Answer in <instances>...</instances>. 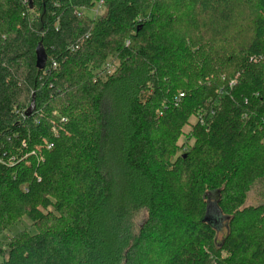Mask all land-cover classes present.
Listing matches in <instances>:
<instances>
[{"label":"trees","instance_id":"1","mask_svg":"<svg viewBox=\"0 0 264 264\" xmlns=\"http://www.w3.org/2000/svg\"><path fill=\"white\" fill-rule=\"evenodd\" d=\"M96 3L0 0V264H264V0Z\"/></svg>","mask_w":264,"mask_h":264},{"label":"rangeland","instance_id":"2","mask_svg":"<svg viewBox=\"0 0 264 264\" xmlns=\"http://www.w3.org/2000/svg\"><path fill=\"white\" fill-rule=\"evenodd\" d=\"M100 12H102V11H100ZM86 14H88L92 18L95 17V13L92 10L87 11ZM107 63H108V65L110 63V66H106ZM101 67L103 70L102 71L103 75H104V73L112 72L114 70V64L110 60L104 61V63L102 64ZM191 121H192V123H195L194 118H192ZM190 130H191L190 126L185 127V132H189ZM183 140L184 139H181L180 144L183 142ZM261 197H262L261 192L258 189L254 188L249 195V199H248L247 203L248 204H256L262 199ZM146 216H147V214H146L145 210L137 212L133 217L135 224L140 225L143 222V220L146 218ZM217 217H219V216L217 215ZM217 221H218V219H216L214 221L215 224L217 223ZM224 223H225V221L223 222L222 220L218 223L219 226L221 227V229L219 230V234H218V240L219 241H221L223 239V237L225 236V234L227 233V228H226ZM24 229H27L31 232H35V228H34V226H32V221L27 217H24L21 221H19L17 224L12 226L5 234H3L0 237V246H2L3 248H7L9 241L14 236V234H16V233H18Z\"/></svg>","mask_w":264,"mask_h":264},{"label":"water","instance_id":"3","mask_svg":"<svg viewBox=\"0 0 264 264\" xmlns=\"http://www.w3.org/2000/svg\"><path fill=\"white\" fill-rule=\"evenodd\" d=\"M36 55H37V67L39 69H44L47 64V52L42 44H39L36 48Z\"/></svg>","mask_w":264,"mask_h":264},{"label":"built area","instance_id":"4","mask_svg":"<svg viewBox=\"0 0 264 264\" xmlns=\"http://www.w3.org/2000/svg\"><path fill=\"white\" fill-rule=\"evenodd\" d=\"M105 0H97L96 5L91 9L94 13H95V17L98 16L100 14V11L104 5ZM85 10H83L84 12ZM89 11V10H88ZM106 66H110V63L108 65V63L106 64ZM107 68V67H106ZM184 94L181 93V96H183Z\"/></svg>","mask_w":264,"mask_h":264}]
</instances>
